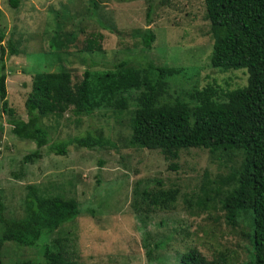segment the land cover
Masks as SVG:
<instances>
[{
	"label": "rangeland",
	"instance_id": "obj_1",
	"mask_svg": "<svg viewBox=\"0 0 264 264\" xmlns=\"http://www.w3.org/2000/svg\"><path fill=\"white\" fill-rule=\"evenodd\" d=\"M146 29L154 35L148 50L140 46ZM93 35H100L95 38L99 52L85 50ZM0 37V46L11 41L18 50L4 57V86L12 117L20 120L26 119L23 102L31 76L38 72L69 71L74 83L84 70L95 77L114 71L120 62L125 63L121 70H137L147 60L184 70L166 80V92L156 104L179 101L189 108L196 104L194 93L204 87L213 85L217 92L212 99L223 101L225 91L246 83L244 70L222 73L209 67L211 37L202 0H19L16 9L0 0ZM139 92L119 93L111 105L102 103L88 116L65 112L43 118L48 144L89 132L109 145H69L63 156L42 147L41 157L25 164L22 156L35 149L34 143L16 138L10 117L0 110L2 216L24 217L27 185L37 186L45 196L73 199L79 210L72 221L32 247L4 243L1 264H43L41 248L52 239L72 264H179V255L190 248L208 261L225 250L230 252L229 264H248L250 216L241 214L227 227L221 208L236 186L233 175L242 152L214 158L205 150L186 149L167 160L159 151L131 146L130 120ZM119 99L125 101L122 110L113 105ZM171 163L174 171L167 168ZM159 190L160 199L163 192L175 195L172 202L166 199L152 209L149 201Z\"/></svg>",
	"mask_w": 264,
	"mask_h": 264
},
{
	"label": "trees",
	"instance_id": "obj_2",
	"mask_svg": "<svg viewBox=\"0 0 264 264\" xmlns=\"http://www.w3.org/2000/svg\"><path fill=\"white\" fill-rule=\"evenodd\" d=\"M202 1L211 37L209 67L222 73L239 69L246 73L243 87L223 91L225 100L212 99L217 92L212 85L194 93L192 99L196 104L191 108L179 101L157 105L166 92V80L184 70L154 66L147 60L137 70H121L125 63L120 62L114 71L95 77L84 70L74 83L69 71L34 73L23 102L26 119L20 120L12 117L14 112L5 99L4 57L16 55L18 51L14 43L7 41L5 47L0 46V110L10 117V132L16 138L34 143L35 149L22 156L25 164L39 159L42 147L55 156H63L69 145L84 149L109 145L105 139L89 132L48 144L42 119L65 112L88 116L102 103L111 105V99L119 93L139 90L130 120L128 143L131 146L159 151L167 160H175L179 151L186 149L205 150L214 158H220L222 152H242L240 168L233 175L236 186L221 201L223 220L227 227H232L239 215L250 216L248 264H264V0ZM6 4L16 9L19 0H6ZM95 38L99 39L100 35L87 39L86 51H100ZM153 40L154 35L147 29L140 34L143 49H150ZM113 105L122 110L125 101L119 99ZM167 168L174 171L175 165L171 163ZM25 188L22 219H6L0 205V249L4 243L32 247L41 237H48L78 215L75 200L58 194L45 196L37 186ZM159 193L160 190L149 201L152 209L166 199L172 202L175 195L163 192L164 198L160 199ZM150 207L146 210H152ZM63 253L59 242L52 239L49 244L44 243L40 255L43 264H72ZM145 253L149 255L150 251ZM229 253L216 252L208 261L196 248H190L179 255V264H229Z\"/></svg>",
	"mask_w": 264,
	"mask_h": 264
}]
</instances>
